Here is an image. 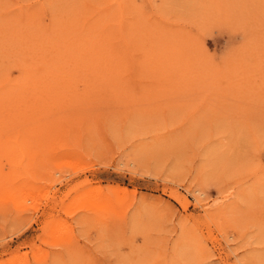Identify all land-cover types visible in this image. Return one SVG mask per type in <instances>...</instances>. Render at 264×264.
Listing matches in <instances>:
<instances>
[{"label": "rangeland", "instance_id": "1", "mask_svg": "<svg viewBox=\"0 0 264 264\" xmlns=\"http://www.w3.org/2000/svg\"><path fill=\"white\" fill-rule=\"evenodd\" d=\"M0 264H264V0H0Z\"/></svg>", "mask_w": 264, "mask_h": 264}, {"label": "bare ground", "instance_id": "2", "mask_svg": "<svg viewBox=\"0 0 264 264\" xmlns=\"http://www.w3.org/2000/svg\"><path fill=\"white\" fill-rule=\"evenodd\" d=\"M132 68V67H131Z\"/></svg>", "mask_w": 264, "mask_h": 264}]
</instances>
